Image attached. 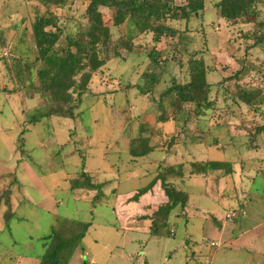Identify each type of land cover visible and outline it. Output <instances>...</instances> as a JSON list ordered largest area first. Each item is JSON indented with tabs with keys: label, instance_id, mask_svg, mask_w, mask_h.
I'll list each match as a JSON object with an SVG mask.
<instances>
[{
	"label": "rangeland",
	"instance_id": "rangeland-1",
	"mask_svg": "<svg viewBox=\"0 0 264 264\" xmlns=\"http://www.w3.org/2000/svg\"><path fill=\"white\" fill-rule=\"evenodd\" d=\"M32 4L0 0V192H11L10 206L0 203V264H37L45 251L43 237L60 217L90 223L68 264H264V134L252 148L246 137L230 138L223 125L208 135L206 143L180 133L173 142L174 152L157 149L132 158L127 147L139 130L147 133L154 127L168 138L174 124L156 121L158 112L148 98L135 87L125 88L139 81L148 62L146 55L125 50L91 79L87 97L75 111H84L81 119L55 116L29 123V116L45 111L41 96L28 87L26 71L31 66L35 80ZM86 5L75 0L69 9L55 8L59 25L76 31L86 22ZM106 21L110 23V17ZM173 25L185 28L184 22ZM187 28L192 31L186 40L189 50L207 49L208 63L226 66L224 73L240 67L232 53L243 56L245 45L239 34L248 25L225 23L207 0L202 16L190 19ZM150 41L148 35L136 43L150 45ZM185 59L172 72L181 82L188 80ZM263 72L249 74L245 82L264 86ZM170 79L165 73L158 89ZM14 88L17 92L7 93ZM214 95L215 91L211 98ZM218 104L220 124L227 119L264 124V103L257 112L247 105L233 107L237 115L228 118L223 103ZM206 160L229 161L236 165V173L194 174L192 163ZM82 165L94 174L93 182H107L104 199L94 202V193L82 188L86 180L77 178ZM163 171L188 193L186 206L171 208L166 223L159 221L150 232L145 215L126 220L112 212L108 195L113 188L133 192Z\"/></svg>",
	"mask_w": 264,
	"mask_h": 264
},
{
	"label": "trees",
	"instance_id": "trees-1",
	"mask_svg": "<svg viewBox=\"0 0 264 264\" xmlns=\"http://www.w3.org/2000/svg\"><path fill=\"white\" fill-rule=\"evenodd\" d=\"M25 1L35 2L32 4L30 46L36 73L33 80L31 66L26 67L28 87L41 96L45 105L44 112L29 116V123L55 116L81 119L84 111H75L87 97L91 79L102 71L107 62L120 56L121 50H125L133 55H146L148 59L139 81L125 88L135 87L139 94L148 98L158 112L156 121H172L174 124V132L168 138L154 127L147 133L141 131L143 128L139 130L138 136L128 143L127 152L132 158L145 157L157 149L170 154L174 139L180 133L194 135L206 143L208 135L213 131L219 132L223 125L227 126L226 133L230 138L236 135L246 137L252 148H256L258 137L264 134V124L254 120L242 124L241 120L232 122L230 119L220 124L216 122L219 118L216 112L219 110L218 102L227 109L226 117L237 115L233 107L240 109L241 105H247L257 112L264 103V86L245 82L249 74L264 71V58L260 56L264 55V0H208L225 23L248 25L239 34L245 45L243 56L231 54L240 67L227 73H224L226 66L216 67L208 63L207 49L189 50L186 46L192 32L187 28L188 22L202 16L207 0H182L180 3L176 0H82L87 2L83 13L86 22L74 32L59 25L60 16L55 8L69 9L75 0ZM106 17H110V23ZM173 22H184L185 28L180 29ZM148 35L151 37L150 45L136 43ZM162 42H166L165 46L159 48ZM185 57L188 80L181 82L172 72L174 67L184 65ZM165 73L171 76L170 83L158 89ZM261 75L264 76V72ZM11 80L16 82L15 78ZM14 89L7 93L17 92ZM213 91L215 95L211 98ZM215 141L220 143L217 139ZM192 165V172L196 175H210L223 170L224 175L231 176L237 170L236 165L224 160H206ZM82 167L77 177L86 180L81 182L82 188L94 193V202L104 199L103 187L107 182H93L94 174L86 171L84 165ZM153 190L163 192L166 199L153 206L146 215L150 232L159 221H168L171 208H184L188 201V193L170 181L164 171L146 186L133 191L128 200L137 201L141 194ZM111 192H117V189ZM10 196V191L0 192V203H9L10 206ZM4 217L7 220L9 215L4 213ZM89 227L90 223L83 220L57 218L55 227L43 237L45 251L37 264H68Z\"/></svg>",
	"mask_w": 264,
	"mask_h": 264
},
{
	"label": "crops",
	"instance_id": "crops-1",
	"mask_svg": "<svg viewBox=\"0 0 264 264\" xmlns=\"http://www.w3.org/2000/svg\"><path fill=\"white\" fill-rule=\"evenodd\" d=\"M155 191L156 190L146 192L142 197H139L137 201L128 200V198L133 192H111L108 197H112V212L114 214L121 215L126 220L132 219L135 214L146 216L151 211L150 209L153 206L165 201L166 199L165 194L163 192ZM235 193L237 194L239 192H234V194ZM104 195L105 197L107 196V194L105 193Z\"/></svg>",
	"mask_w": 264,
	"mask_h": 264
}]
</instances>
